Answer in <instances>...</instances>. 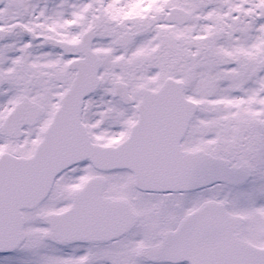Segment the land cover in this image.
Listing matches in <instances>:
<instances>
[{
    "label": "snow or ice",
    "instance_id": "1",
    "mask_svg": "<svg viewBox=\"0 0 264 264\" xmlns=\"http://www.w3.org/2000/svg\"><path fill=\"white\" fill-rule=\"evenodd\" d=\"M0 264H264V0H0Z\"/></svg>",
    "mask_w": 264,
    "mask_h": 264
}]
</instances>
